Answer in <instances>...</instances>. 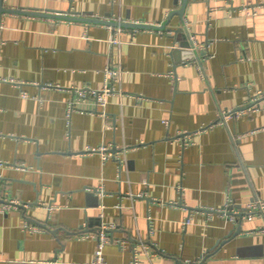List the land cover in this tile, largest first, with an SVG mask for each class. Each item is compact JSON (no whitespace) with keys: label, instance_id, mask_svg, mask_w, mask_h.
<instances>
[{"label":"crops","instance_id":"obj_1","mask_svg":"<svg viewBox=\"0 0 264 264\" xmlns=\"http://www.w3.org/2000/svg\"><path fill=\"white\" fill-rule=\"evenodd\" d=\"M181 4L3 0L167 25L122 28L112 47L110 25L2 14L0 264H91L103 226L105 264H264V219L238 217L264 202V0H187L169 17ZM109 64L104 120L70 89L102 88ZM100 146L111 159L87 151Z\"/></svg>","mask_w":264,"mask_h":264},{"label":"built area","instance_id":"obj_2","mask_svg":"<svg viewBox=\"0 0 264 264\" xmlns=\"http://www.w3.org/2000/svg\"><path fill=\"white\" fill-rule=\"evenodd\" d=\"M242 11H246V9H242ZM109 29L111 31V36L109 37L108 42H110L111 46H120L122 44L120 40V35L123 31L121 27H114V26H109ZM194 37H189V40L192 42V49H194ZM119 75V71L117 69H114L112 65L109 64L104 69V84L102 88L100 89H88V88H71L70 90L72 91L73 95L77 96L80 99H92L95 102V105L97 107V112L100 114L101 118L106 120L107 114L105 111H103L107 98L110 96V92L112 91V82L113 80L116 79V77ZM261 97L264 98V93L261 94ZM72 107V105H71ZM254 109V108H252ZM231 114L226 113L222 116V122H225L228 118H230ZM105 126H108L105 124ZM88 152L94 153L98 152L101 156L102 160H108L112 158V153L110 149L107 146H100L99 148H94V149H87ZM2 163L0 162V166ZM18 203L16 201H9L6 204L3 205L2 210H10L12 207H16ZM229 206V204H227ZM229 208V207H228ZM257 210L264 211V202L259 200L258 198H255L251 200L249 204L245 207L244 211V216L243 218H246L248 220H251L253 217L254 212ZM227 212L225 211V214ZM189 220L187 219L185 223H188ZM34 230V229H33ZM108 228L106 226L101 227V229L98 231L99 233L97 234L96 238V247H95V254H94V260L91 264H105L103 261L102 257V248L103 246L109 242V236H108Z\"/></svg>","mask_w":264,"mask_h":264},{"label":"water","instance_id":"obj_3","mask_svg":"<svg viewBox=\"0 0 264 264\" xmlns=\"http://www.w3.org/2000/svg\"><path fill=\"white\" fill-rule=\"evenodd\" d=\"M187 2V0H182V4H181V8L179 10H177L176 12H171V14L169 15L172 16L173 14H178V15H182L183 13V10L185 8V3ZM5 12H15V13H29V14H33V15H42V16H47V17H50V18H60V19H66V20H78V21H83V22H86V23H100V24H104V25H110V26H114V27H121V28H132V29H155V30H160V29H163L165 27V25H167L166 22H164L163 24L164 25H160V26H154V25H150V24H146V23H130V22H126V23H116L114 21H102V20H98V19H95V18H84V17H76V16H70V15H67L65 14L64 12H61V11H52V10H47V13H43V12H39V13H34V12H25V11H16V10H10V9H7L5 7H3V0H0V20H1V16L2 14H4ZM182 29H177L174 34H178L179 32V35H180V40H182L183 42L182 43H179V48H182V52L185 53L186 57H188V59H191L193 60L195 57L194 56H197L196 53H193L190 51V42L189 40H187L186 38V35H188V33L186 32V35L184 33H182L181 31ZM178 36V35H177ZM172 52H175V54H178V50L175 48V46H173V50ZM177 52V53H176ZM112 152L115 153V151L112 149ZM0 202H2V200H0ZM245 209V208H244ZM243 209V210H244ZM245 213V212H244ZM244 213L243 214H239L238 217L239 218H243L244 216ZM232 214V213H230ZM260 215L263 219H264V211H260V210H257L256 212H254L253 216L254 215ZM248 220V219H247ZM239 228V227H238ZM240 229V228H239ZM107 232L110 233V231L108 230ZM52 233H54L52 231ZM207 256L203 257V259L201 260V262H199L198 264H204L205 260H206Z\"/></svg>","mask_w":264,"mask_h":264}]
</instances>
